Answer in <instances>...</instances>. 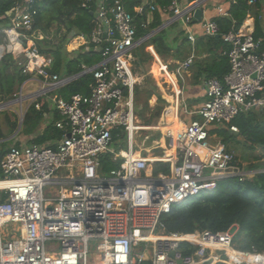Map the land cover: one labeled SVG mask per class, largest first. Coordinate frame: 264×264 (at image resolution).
I'll return each mask as SVG.
<instances>
[{"label": "built area", "instance_id": "obj_1", "mask_svg": "<svg viewBox=\"0 0 264 264\" xmlns=\"http://www.w3.org/2000/svg\"><path fill=\"white\" fill-rule=\"evenodd\" d=\"M41 1L22 0L8 12L11 24L0 30V61L8 55L22 59L23 73L36 76L31 80L42 87L26 97L34 103L50 97L60 117L54 126L61 138L52 146H11L0 161L4 175L0 179V264H203L206 260L209 264H264V252L234 248L238 226L226 232L156 234L162 216L175 206L216 192L226 179L236 177L243 182L264 174V169H239L235 152L211 133L229 129L238 134L233 124L237 116L264 110L263 40L241 30L221 34L215 21L202 23L204 36H220L229 46L224 56L230 72L223 81L204 80L205 102L188 110L175 75L185 78L195 55L178 62L176 73L161 62V71L170 78L178 115L171 116L170 104L159 121L165 132H149L162 134V139L146 147L151 135L136 145V137L144 131L135 126L140 79L131 67L133 52L151 35L138 38L135 16L122 1L96 0L95 17L100 23L96 20L89 38H72L94 46L101 57L82 72L81 77L90 75L94 80L90 94L59 99L54 93L80 77L51 74L52 58L33 49L27 33ZM187 1L182 6L180 0H172L164 11L170 14V23L183 26L194 46V15L207 0ZM263 1L248 0V4L255 8ZM146 6L150 14L161 10L157 0H144L135 12L141 14ZM31 42L33 46L28 47ZM22 95V91L19 99L15 95V102ZM35 106L41 109L40 103ZM195 115L200 119H194ZM170 118L180 120L179 127L166 122ZM122 134L127 135V149L118 151L113 146ZM156 148H164L166 154L149 153ZM108 163L115 168L106 171ZM156 164L169 165L170 172L154 176L150 169ZM105 173L109 177H103ZM8 225L19 226L22 236L5 241L3 228ZM184 243L195 247V252L186 256L181 250Z\"/></svg>", "mask_w": 264, "mask_h": 264}, {"label": "trees", "instance_id": "obj_2", "mask_svg": "<svg viewBox=\"0 0 264 264\" xmlns=\"http://www.w3.org/2000/svg\"><path fill=\"white\" fill-rule=\"evenodd\" d=\"M120 1L127 12L135 16L138 38L150 36L163 25L162 12L167 13L164 10L172 3V0H157L161 10L150 14L149 6H146L141 14H137L135 9L142 7L144 0ZM21 2L22 0H0V30L10 26L11 20L8 12ZM36 8L37 14L34 17L32 30L27 35L34 43V50L52 58V65L49 68L51 74L61 78L73 77L82 73L85 68H92L101 61L100 55L91 45L83 46L73 53L67 51L72 38L80 36L89 38L94 32L96 0H42ZM252 11L255 15L254 36L264 42V1L252 8L248 0H235V4H232L228 12V17L215 19L220 33L239 32ZM151 15L153 21L146 27L148 17ZM197 23L193 22V25ZM54 27L56 31H53ZM171 37L167 30L156 34L151 38L150 44L142 46H145L144 52L147 47H154L158 53H162L166 51V48H178L177 51H181L187 44L191 45L184 32L175 39ZM180 40L182 44L178 46ZM200 43L202 46L199 51L207 54L208 57L203 63L198 64L200 71L197 74L196 84L202 83L199 82L200 78H203V81L210 78L222 80L230 72L228 57L224 56L229 46L223 40L216 38L206 41L205 38H201ZM77 44L78 42L74 43V45ZM24 45L27 46L26 41ZM29 46L32 47L33 44L30 43ZM21 61L23 63L22 59H17L12 55L5 56L0 61V103L15 96L20 88L31 80L32 76L24 74L23 68L19 66ZM92 82L94 80L90 75L80 77L55 92L54 95L66 101L77 94L89 95ZM37 103L41 105L40 110L36 109ZM162 103L164 104L165 101ZM48 110L49 106L44 98L32 104L23 121L24 136L30 137L39 131L45 122V114ZM159 117H161L160 112L156 114V118ZM233 124L238 127V134L229 129H214L211 133L216 134L222 140L228 151L235 152L238 161L235 165L239 169H264V110L239 115L234 119ZM16 128V124H12V130ZM60 138V131L54 127V123H50L46 125L43 133L32 141L38 145H45L51 140ZM3 139H6V136L0 125V141ZM7 151L8 149L2 150L0 161ZM248 152L257 153V156L253 158L252 164L246 167L240 159ZM114 168L115 166L110 163L105 166L106 171ZM162 169L166 173L170 171L169 165L166 164H163ZM233 226L239 227L235 236L237 249L242 251L254 249L264 252V174L254 175L243 182L236 177L226 179L220 183L216 192L190 200L184 205L175 206L169 214L162 216L158 231L167 235H190L196 231L205 230L226 232ZM181 250L188 256L194 253L196 248L184 243L181 245Z\"/></svg>", "mask_w": 264, "mask_h": 264}, {"label": "rangeland", "instance_id": "obj_3", "mask_svg": "<svg viewBox=\"0 0 264 264\" xmlns=\"http://www.w3.org/2000/svg\"><path fill=\"white\" fill-rule=\"evenodd\" d=\"M251 15L252 17L255 16L253 11L251 12ZM96 20L98 23H100V21L97 18ZM196 26L198 28L201 27L200 24H196ZM53 31H56V28ZM167 32H169L170 35H175L176 37H180L181 33L184 32V28L181 24H177V25H174L168 28ZM197 33L198 32L196 29L195 34L197 35ZM75 40L77 41L78 39L71 40L70 44L68 45L67 47L68 53H73L75 50H79L81 47L85 46L83 45L84 43L83 41L81 42V40L80 42H78L77 45H74ZM151 40L152 39L148 40L145 45L150 44ZM144 47L141 46L140 48L136 49L133 52L132 57L134 58V61L132 62V67H131L134 77L140 79V84L139 86H137L136 88L137 90L135 93V114L140 124L146 125V126H150L147 124H158L162 115L164 114L166 109H168V107L171 104V101L169 99H172L174 95L173 94L174 91H173V88L169 80L165 77V74L162 71L159 73V75H157L154 71L155 70L154 68L156 67V65L161 67V62L163 64L169 65L172 73H176L179 68L176 62L177 63L183 62L187 58H189V55L191 56L195 54L196 56L195 63L191 67L189 74L185 75V78L179 74H176L175 79L178 85L183 89L185 93L184 97L186 99V107L188 110H192L193 107L197 105L201 106L205 102V99H201L197 102L198 104L195 102L193 103L191 100L187 99V95H186L188 91L190 90V87L192 88L198 85L196 84L197 72L199 71L198 64L205 60V57H204L205 54L202 51H199L197 49H195L194 51L191 45L189 44H187L186 47L184 46L181 51H177L178 48H169V49L166 48V51L162 53H158L154 49V47H147L146 52H144L145 50ZM157 60L159 61V64ZM195 76L196 78H194ZM35 78L36 76H32L31 79H35ZM23 87L24 85L20 88L19 92L16 94L18 99L20 97L21 91L23 92V95H22L23 97L33 96L34 91L36 90L38 91L42 86H40V84H37V82H33L32 80H29L27 82L25 91ZM13 97H11L9 100L5 102L0 103V105L16 101V99ZM163 101H165L164 104L162 103ZM32 104H34L32 100H28L24 102L23 105H21L20 103H17V104L10 103L9 106L6 107V109H3L0 111V125H1L4 135L6 136V139H3L2 141H0L1 143L0 153L2 152V150L9 149L11 146L21 144V142H26L25 140L26 136L23 135V131H24L23 121H24V118L28 110L32 106ZM158 112L161 113V117L156 118V114ZM194 119H200V117L198 115H195ZM12 124H16L17 126V128L14 131L12 130ZM20 125H21V128H20ZM140 131H144V130H140ZM149 132H152V131L141 132V137L140 138L136 137V145H139L142 142V140L145 139L146 136L151 135V138L146 143V147L151 146L153 144L152 143L153 141L160 140L163 137L162 134L149 133ZM11 138H14V139L10 140ZM126 139H127V135L124 134L123 144L114 145L113 148L117 149L118 151L125 150L127 148L126 143H125ZM219 140H220L219 138L216 139V141H219ZM146 153L147 152L145 151L144 154ZM149 153L162 156L166 154V151L161 148H156L154 150H151ZM255 156H257V153L248 152L246 153L245 156L244 155L241 156L240 162L244 164L246 167L250 166ZM162 167H163V164L154 165L153 167L154 176H157L160 173L168 174L163 171ZM103 177H109V174L105 173L103 174ZM3 178H4V175L2 172H0V179H3ZM235 229L238 231V228H235ZM156 234L157 236H162L164 233L162 231H159ZM15 235H18L19 237L22 236L19 226L14 227L12 225H8L3 228V237L5 241L12 239ZM236 241L237 240L234 239L233 246L235 249H237L235 246ZM237 250H240V249H237ZM208 259L210 260V258ZM203 263H209V262L208 260H206ZM210 264H214V263L212 262Z\"/></svg>", "mask_w": 264, "mask_h": 264}, {"label": "crops", "instance_id": "obj_4", "mask_svg": "<svg viewBox=\"0 0 264 264\" xmlns=\"http://www.w3.org/2000/svg\"><path fill=\"white\" fill-rule=\"evenodd\" d=\"M181 2V5L182 6H185L187 4V0H180ZM232 4H235V0H207L205 2V4L203 5L202 7V12H203V15H202V21L201 22H198L197 24H200L201 27H197L196 24H194L191 28H192V31L193 33L196 32V29H197V35L195 34L197 40L195 42V45L193 46L192 43H190L192 45V48L193 50L195 51V49L199 50L201 48L202 45H200V39L201 38H205V41L206 40H209V39H213L211 37H208V36H204L203 35V30H202V23H204L205 21H215L216 18H225V17H228V12L230 11L231 9V6ZM162 20H163V25L165 24V28L163 30H161L160 32L164 31V30H167L168 28L177 25V24H180L179 22H173V23H170V14L168 13H163L162 12ZM153 21V17L152 15L148 17V20H147V23H146V27L149 26ZM169 21V22H168ZM162 25V26H163ZM161 26V27H162ZM159 27V28H161ZM158 28V29H159ZM157 29V30H158ZM156 30V31H157ZM242 31V33H254L255 31V17H252L251 13L248 15V18L247 20L245 21L244 25L242 26V28L240 29ZM160 32L156 33V34H159ZM153 34V33H152ZM150 34V35H152ZM155 34V35H156ZM153 35V36H155ZM184 35H186L187 37V33L184 31ZM153 36H150V39L153 37ZM171 39H175L176 36L175 35H171ZM78 39V38H77ZM150 39H147L150 40ZM78 40H81V39H78ZM76 41V40H75ZM83 41V43H85L84 40H81ZM146 41V42H147ZM146 42L144 44H146ZM143 44V45H144ZM182 44V41L180 40L179 42V45ZM142 45V46H143ZM195 55V54H194ZM190 57V55H189ZM196 57V56H195ZM205 58L208 57L207 54L204 55ZM196 59V58H195ZM158 64H159V61L157 60ZM195 63V62H194ZM203 63V62H202ZM177 64V62H176ZM178 65V64H177ZM194 65V64H193ZM192 65V66H193ZM155 70V73L157 75H159V73L161 72V67H159L158 65H156V67L154 68ZM158 69V70H157ZM199 69V68H198ZM190 71V70H189ZM200 71V70H199ZM189 74V72L187 73V75ZM198 74V72H197ZM226 76V75H225ZM165 77L169 80L170 78L167 77V75H165ZM171 77V80L172 82H174L176 84V81L174 79V77L170 76ZM196 78V76L194 77ZM197 79V78H196ZM219 80V79H218ZM223 81V79L221 80ZM199 82H202L201 84H198L196 87H190V90L188 91V93L186 94L187 95V99L188 100H191L193 103H197L199 100L201 99H204V87H203V78H200L199 79ZM37 84H39L37 82ZM26 85H27V82L24 84V91H25V88H26ZM37 91V90H36ZM34 91V92H36ZM33 93V92H32ZM54 96V95H53ZM57 97V96H55ZM49 106V110H48V113L45 114V122L44 124L42 125V128L36 133V135L34 136H31V137H25V140L26 142H21L20 146L21 145H32V144H35L32 140L34 138H36L39 134H42L43 131L45 130V127L47 124H50V123H55L57 122L58 120H60V117L56 111V108L54 106V103L53 101L49 98H44ZM171 101V104H173V107L171 108V116L172 117H176L178 115V107L176 106L175 107V104H176V98L175 97H172V99H169ZM198 104V103H197ZM179 105V103H178ZM199 107L198 105L197 106H194L193 108H197ZM186 120H188L189 118L188 117H185ZM173 120L177 121L176 119H167L166 122L168 123H171ZM185 120V121H186ZM148 125V124H147ZM137 126V125H135ZM55 127V126H54ZM140 130H144V132H148V131H152V132H165V127L163 126V123H158V124H151L150 126H146V125H138L137 126ZM155 130V131H154ZM42 131V132H41ZM34 137V138H32ZM123 138H124V134L121 135V138L117 141V144L115 145H122L123 144ZM58 140V139H57ZM127 140V139H126ZM20 141V139H19ZM56 140H51L50 142H48L47 144L45 143V145H40V146H52V143H54ZM126 143V142H125ZM38 145V144H37ZM126 147H127V144H126ZM127 149V148H126ZM125 149V150H126ZM164 150V148H163ZM165 162V161H164ZM170 167V166H169ZM154 168L153 169H150V172H153ZM170 172V171H169ZM168 172V173H169Z\"/></svg>", "mask_w": 264, "mask_h": 264}, {"label": "water", "instance_id": "obj_5", "mask_svg": "<svg viewBox=\"0 0 264 264\" xmlns=\"http://www.w3.org/2000/svg\"><path fill=\"white\" fill-rule=\"evenodd\" d=\"M202 15H203L202 10H201V9H198V10L195 12V15H194V17H195V21H194V23H196V22H201V21H202ZM164 28H165V24H164L161 28H159L157 31H155L151 36H153V35H155L156 33L160 32V31L163 30ZM216 39H217V40H220V36H217ZM81 76H83L82 73L76 75V76L74 77V79H77V78H79V77H81ZM30 99H31V98L24 97L22 100H19L18 102H15V101H14V102L6 103V104H1V105H0V111L3 110V109H6V107L9 106L10 103H12V104L20 103L21 105H23L24 102H26V101H28V100H30ZM20 128H21V125H20ZM20 128H19V130H20ZM12 139H14V138H11L10 140H12ZM203 264H209V263H203Z\"/></svg>", "mask_w": 264, "mask_h": 264}, {"label": "bare ground", "instance_id": "obj_6", "mask_svg": "<svg viewBox=\"0 0 264 264\" xmlns=\"http://www.w3.org/2000/svg\"><path fill=\"white\" fill-rule=\"evenodd\" d=\"M74 42H80V40H77V41H74ZM82 42V41H81ZM25 107V106H24ZM23 110V109H22ZM137 124H135V125H140V122L139 121H135ZM171 123H173V127L174 128H177V127H179V125L181 124V122H180V120H177V121H175V120H173ZM156 238L155 237H152L151 238V240H155ZM186 239H190V238H188V237H186Z\"/></svg>", "mask_w": 264, "mask_h": 264}, {"label": "clouds", "instance_id": "obj_7", "mask_svg": "<svg viewBox=\"0 0 264 264\" xmlns=\"http://www.w3.org/2000/svg\"><path fill=\"white\" fill-rule=\"evenodd\" d=\"M81 74V73H80Z\"/></svg>", "mask_w": 264, "mask_h": 264}]
</instances>
